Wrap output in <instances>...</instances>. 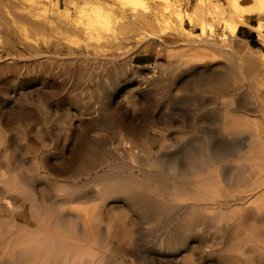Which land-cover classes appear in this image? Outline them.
Here are the masks:
<instances>
[{
	"label": "rangeland",
	"instance_id": "rangeland-1",
	"mask_svg": "<svg viewBox=\"0 0 264 264\" xmlns=\"http://www.w3.org/2000/svg\"><path fill=\"white\" fill-rule=\"evenodd\" d=\"M172 2L174 12L162 0H0V171L39 172L41 186L86 193L64 211L107 210L111 230L125 234V246L135 243V255L222 264L229 250L194 238L174 253L158 252L161 225L122 197L101 198L105 179H141L153 169L148 159L181 157L204 141L214 150L244 145L245 134L219 129L222 105L211 92L182 90L190 79L232 78L223 93L234 98L231 110L264 121V0ZM87 145L95 164L83 168ZM216 166L220 177L231 173L233 156ZM238 177L232 189L246 174Z\"/></svg>",
	"mask_w": 264,
	"mask_h": 264
},
{
	"label": "bare ground",
	"instance_id": "bare-ground-1",
	"mask_svg": "<svg viewBox=\"0 0 264 264\" xmlns=\"http://www.w3.org/2000/svg\"><path fill=\"white\" fill-rule=\"evenodd\" d=\"M162 1L165 10L174 12L172 0ZM239 22L230 26L232 33ZM225 49L221 52L225 53ZM253 70L256 71L254 67ZM259 70L264 79V65ZM230 80L211 75L190 79L182 90L211 92L222 105L219 129L227 136L245 134L244 145L214 150L204 141L196 148H188L181 157L148 159L145 163L153 169L141 179H105L101 198L122 197L145 221L149 216L157 227L161 225V238L156 242L158 235L152 237L153 248L160 253L179 251L194 238L206 249L229 250L221 255L222 264H264V121L231 110L233 96H223L228 87H234L235 80ZM260 95L264 98V89ZM80 149L81 166L95 164V153L89 154L93 149L89 150V145ZM228 156H233L234 170L220 177L216 165ZM7 172L0 171V264H125L126 259L129 264H174L162 257L135 255V243L125 246V234L111 230L113 225L105 209L93 206L64 211L65 204L87 197L79 189L59 183L52 188L41 186L42 175L35 171ZM242 174H246L245 184L232 189L234 180ZM183 201L188 202L178 205ZM102 222L104 228L100 226ZM112 234L120 238L114 242Z\"/></svg>",
	"mask_w": 264,
	"mask_h": 264
}]
</instances>
